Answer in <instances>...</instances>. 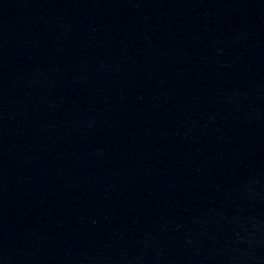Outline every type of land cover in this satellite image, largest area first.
Returning <instances> with one entry per match:
<instances>
[{
	"label": "water",
	"instance_id": "1",
	"mask_svg": "<svg viewBox=\"0 0 264 264\" xmlns=\"http://www.w3.org/2000/svg\"><path fill=\"white\" fill-rule=\"evenodd\" d=\"M0 264H264V0H0Z\"/></svg>",
	"mask_w": 264,
	"mask_h": 264
}]
</instances>
